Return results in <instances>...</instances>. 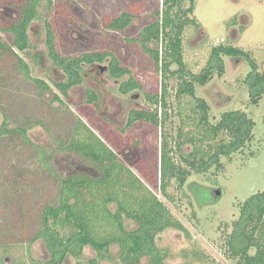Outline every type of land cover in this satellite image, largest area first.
<instances>
[{
    "label": "rangeland",
    "instance_id": "obj_1",
    "mask_svg": "<svg viewBox=\"0 0 264 264\" xmlns=\"http://www.w3.org/2000/svg\"><path fill=\"white\" fill-rule=\"evenodd\" d=\"M23 2L0 0V129L5 118L9 119L10 129L27 128L31 141L52 154V159L48 169L38 162V154L22 143L20 135L0 138V234L5 238L0 239V264L48 261L50 255L44 241L35 238L44 209L57 201L59 179L97 174L77 155L57 149L61 142L68 140L78 118L99 134L100 128L109 127L125 139L116 151L120 160L143 179L184 226L183 231L168 229L156 238L157 246L167 254L166 264H238V260L229 256L227 237L245 201L264 191V97L257 106L250 101L245 85V78L251 72L249 63L224 57L223 74L215 72L206 86L197 84L196 94L209 103L213 124L226 111L247 112L256 122L254 140L231 158H222L221 168L192 174L185 186L173 179L163 193L153 179L164 134L176 137L182 127L185 132L199 131L188 119L195 116L190 110L189 97L181 101L176 97L179 67L173 64L166 71L163 63L158 66L141 44L144 30L162 18L164 0H55L51 12L45 2L29 29L30 48L21 53L14 49L12 33L4 29L22 19ZM189 7L188 1L182 5L183 10ZM124 13L132 16L130 25L124 31H113L110 24ZM188 18L197 23L188 26L183 35L184 62L189 73L201 74L207 68L213 48L220 45L244 50L259 71L264 72V0H197L195 12ZM46 19L53 25L63 56L74 58L86 53L112 52L143 85V91L123 95L120 85L129 77L112 79L106 62L101 68L85 66L84 84L73 88L68 98L59 95L54 83L65 82L67 77L49 59ZM1 45L12 48L25 60L31 76L46 82L53 91L43 93L33 81L27 80L18 70L16 56L9 49L4 51ZM149 47L160 49L161 53L165 51V46L157 42ZM165 83L171 107L163 130L141 122L128 127L132 110H153L148 95L162 93ZM88 90L96 92L100 99L94 104L98 106L96 122L100 128L96 122L92 125L86 118L88 114L81 109L89 105ZM56 94L63 103L55 99ZM191 151V146L184 147L185 154ZM179 155L176 159L186 168ZM18 161H28V165L21 166L14 189L12 183L17 176L14 168ZM22 186L21 197L17 194ZM6 190L14 192L7 194ZM125 225L129 231L137 229L135 222L126 220ZM119 250L114 245L110 260L96 261L95 250L88 246L81 258L70 256L64 264H122ZM148 261L144 259L143 263Z\"/></svg>",
    "mask_w": 264,
    "mask_h": 264
},
{
    "label": "trees",
    "instance_id": "obj_2",
    "mask_svg": "<svg viewBox=\"0 0 264 264\" xmlns=\"http://www.w3.org/2000/svg\"><path fill=\"white\" fill-rule=\"evenodd\" d=\"M185 1L190 3V7L183 10ZM45 2L46 9L51 12L55 8V0H24L22 19L4 29L15 36L14 48L18 51L23 53L30 48L28 30L39 17V7ZM196 2L197 0H164L162 18L147 27L142 34V47L158 66L163 63L166 71L173 64L179 67L176 73L180 77V83L176 97L180 101L189 97L190 110L195 116H189L188 119L199 129L185 132L182 127L176 137L170 138L164 134L157 172L153 179L163 193H166L173 179L180 186H185L192 174H204L212 168H221L222 158H231L254 140L256 122L247 112L240 109L226 111L222 113L219 122L213 124L209 103L197 97V84L206 86L215 72L223 74L224 57L246 60L251 67V72L245 78L250 101L257 106L264 97V72L259 71L256 62L247 52L233 45L214 47L207 68L201 74L188 72L184 62L183 35L188 26L197 25L194 19L188 18L194 14ZM176 9L177 12H174ZM45 21L49 59L67 77L65 82L54 83L59 95L68 98L73 88L84 84L85 66L101 68L106 62L111 78L122 80L129 77L120 86L123 95L143 91V85L135 80L132 72L112 52L86 53L74 58L63 56L59 51L52 23L48 19ZM131 21L132 16L124 13L110 24V28L121 32ZM153 42L165 46V51L161 53L160 49H151L149 44ZM1 47L4 51L9 49L16 56L18 70L27 80L33 81L43 93L53 91L46 82L31 76L25 60L15 54L12 48L6 45ZM59 95L56 94L55 99L63 103ZM87 98L89 105L86 104L81 109L85 115L88 114V121L95 125L98 106L94 104L100 99L92 90L87 91ZM148 99L153 110H132L127 126L133 127L141 122L163 130L171 107L166 83L162 93L148 95ZM100 121L108 125L106 120L101 118ZM96 125L100 128L97 122ZM99 130L101 134L78 118L68 140L58 145L57 149L77 155L97 174H77L59 179L57 201L44 209L40 230L35 238L36 241H44L50 255V259L42 264H64L70 256L81 258L88 246L95 250L96 261H107L110 260L111 247L114 245L119 246L122 264H145L144 259L149 260L147 264H166L167 254L157 246L156 238L168 229L183 231L184 226L143 179L120 160L116 151L122 144L121 140L125 139L109 127ZM12 134L20 135L22 143L38 154V162L50 169L52 154L31 141L27 128L10 129L9 119L5 118L0 138L4 139ZM185 146H191L192 151L185 154ZM26 153H29V149ZM177 154H180L186 168L176 159ZM26 164L28 165V161H18L14 168L17 172L16 180L12 183L14 189L18 185L16 181L21 166L25 168ZM51 173L54 174L53 169ZM12 190H6L7 194L13 193ZM23 190L22 186L17 195L22 197ZM126 220L135 222L137 229L129 231L125 225ZM1 235L4 236L3 233L0 234V239H3ZM227 246L230 258L238 260V264H264V191L252 195L242 205L240 217L233 223L232 232L227 237Z\"/></svg>",
    "mask_w": 264,
    "mask_h": 264
},
{
    "label": "flooded vegetation",
    "instance_id": "obj_3",
    "mask_svg": "<svg viewBox=\"0 0 264 264\" xmlns=\"http://www.w3.org/2000/svg\"><path fill=\"white\" fill-rule=\"evenodd\" d=\"M43 5V3L41 4V6ZM40 6V7H41ZM4 15V14H3ZM6 18H8V16H6V15H4ZM31 26V25H30ZM29 29H30V27H29ZM11 33V32H10ZM13 35V34H12ZM28 36H29V30H28ZM13 37H14V40H15V36L13 35ZM29 45H30V41H29ZM13 46H14V43H13ZM46 47H47V32H46ZM14 49H16V48H14ZM17 50V49H16ZM18 51V50H17ZM18 52H20V51H18ZM22 53V52H21ZM24 53V52H23ZM47 53H48V48H47ZM107 69H108V66H107ZM108 73H109V71H108ZM110 75V74H109ZM113 79V78H112ZM114 80H116V79H114ZM118 81V80H117ZM121 86V85H120ZM135 92V91H134ZM134 92H132V93H134ZM131 93V94H132ZM98 95V94H97ZM128 95H130V94H128Z\"/></svg>",
    "mask_w": 264,
    "mask_h": 264
}]
</instances>
